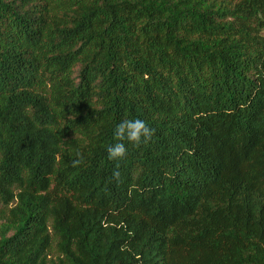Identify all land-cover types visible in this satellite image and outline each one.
Masks as SVG:
<instances>
[{"label":"trees","instance_id":"trees-1","mask_svg":"<svg viewBox=\"0 0 264 264\" xmlns=\"http://www.w3.org/2000/svg\"><path fill=\"white\" fill-rule=\"evenodd\" d=\"M0 264H264V0H0Z\"/></svg>","mask_w":264,"mask_h":264},{"label":"clouds","instance_id":"clouds-1","mask_svg":"<svg viewBox=\"0 0 264 264\" xmlns=\"http://www.w3.org/2000/svg\"><path fill=\"white\" fill-rule=\"evenodd\" d=\"M153 130L147 123L140 118L125 119L120 121L113 131L115 142L107 147L108 158L110 160H119L124 158L127 153V146H138L146 143L152 135ZM118 175V173H116Z\"/></svg>","mask_w":264,"mask_h":264}]
</instances>
